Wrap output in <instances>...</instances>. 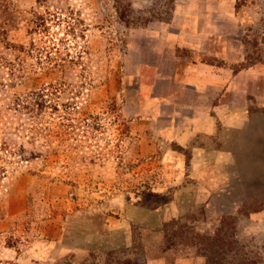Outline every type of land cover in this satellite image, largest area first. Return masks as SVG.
Listing matches in <instances>:
<instances>
[{
  "label": "rangeland",
  "instance_id": "1",
  "mask_svg": "<svg viewBox=\"0 0 264 264\" xmlns=\"http://www.w3.org/2000/svg\"><path fill=\"white\" fill-rule=\"evenodd\" d=\"M0 264H264V0H0Z\"/></svg>",
  "mask_w": 264,
  "mask_h": 264
}]
</instances>
